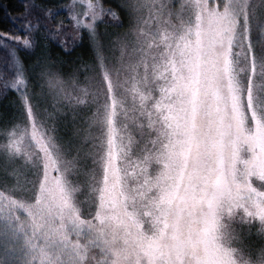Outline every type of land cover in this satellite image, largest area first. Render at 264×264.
Segmentation results:
<instances>
[{
    "label": "snow or ice",
    "instance_id": "6c2138e0",
    "mask_svg": "<svg viewBox=\"0 0 264 264\" xmlns=\"http://www.w3.org/2000/svg\"><path fill=\"white\" fill-rule=\"evenodd\" d=\"M23 9L0 31V264H264V0ZM125 20L109 58L99 26Z\"/></svg>",
    "mask_w": 264,
    "mask_h": 264
},
{
    "label": "trees",
    "instance_id": "16d2710c",
    "mask_svg": "<svg viewBox=\"0 0 264 264\" xmlns=\"http://www.w3.org/2000/svg\"><path fill=\"white\" fill-rule=\"evenodd\" d=\"M38 2L47 3L49 5H62L70 3V0H38ZM23 4L24 0H0V31H13L17 28L19 22L14 23L10 17L19 16L24 10ZM61 16L64 19L65 24L70 23L66 10L61 9ZM48 50L53 57L65 55L61 47L55 43L48 44ZM91 53V44L87 38H85L80 45L74 49L71 56L83 54L84 58H86L89 57ZM2 55L3 52L0 51V56ZM21 55L27 58V63L35 57V53L22 52ZM15 100L16 94L14 92H9L7 96H0V111L6 112L8 115L13 114L16 111L15 104L13 103Z\"/></svg>",
    "mask_w": 264,
    "mask_h": 264
},
{
    "label": "rangeland",
    "instance_id": "374dc122",
    "mask_svg": "<svg viewBox=\"0 0 264 264\" xmlns=\"http://www.w3.org/2000/svg\"><path fill=\"white\" fill-rule=\"evenodd\" d=\"M70 2H71V0H70ZM111 2H112V0H104V3H105L106 6H107V4H109ZM69 22H70L69 23V25H70L71 24V20H69ZM128 27H129V25H128L127 20H125V23H124L123 26H117L115 23L100 24L99 31L104 34V43L107 46L106 51H105V55L106 56L111 58L113 55H119L118 51H116L114 49L115 34L116 33H123L125 31H127ZM110 41L112 42L111 44L109 43ZM91 48H92V46H91ZM83 53H85V52H83ZM59 57H64V56L59 55ZM71 58L73 60H76L77 63H79V60L82 58L85 62H87L89 65H91V64L94 63L95 53H94V51L92 49V53H91V55H89V57L84 58L83 54H78L76 56H71ZM34 59H35V57L32 58L31 61H33ZM84 75H88V73H84V74L81 75V80L82 81H83ZM4 113H6V112L0 111V115H2ZM92 131L95 134L98 131V129L94 128Z\"/></svg>",
    "mask_w": 264,
    "mask_h": 264
}]
</instances>
